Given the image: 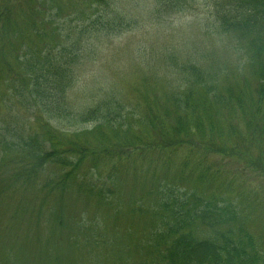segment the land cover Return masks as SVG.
I'll return each instance as SVG.
<instances>
[{
    "label": "rangeland",
    "instance_id": "374dc122",
    "mask_svg": "<svg viewBox=\"0 0 264 264\" xmlns=\"http://www.w3.org/2000/svg\"><path fill=\"white\" fill-rule=\"evenodd\" d=\"M46 1L64 17L57 20L55 40H62L60 28L63 24L70 30L64 43H68L69 37L74 42L78 37L88 39L85 41L87 48L79 52L77 65L82 68L79 79L68 90L67 97L73 99L71 105L77 110L85 105L94 106L99 95L89 94H95L99 87H112L122 108L120 123L126 126L115 131L117 122L98 127L92 122L58 124L50 133L58 136L61 145L81 141L92 148L111 141L131 144L133 133L154 136L157 129H153L150 117L153 116L154 122L160 121L156 115L165 109L173 110L176 97L184 102L178 113L200 120V125H196L200 130L209 128L207 121L211 120L218 145H223L219 140H227L232 131L247 133L243 122L248 121L250 112H255L254 102L260 97L253 73L256 68L246 61L236 37L217 33L211 23L206 27L211 19L208 0H189L186 9L183 7L178 13L173 12L175 9L169 12L166 5L162 8L158 0H104L94 3L95 6L89 4L95 0ZM98 22L102 25L100 31L96 27ZM187 64L201 67L204 74L208 73L212 90L207 91L210 93L230 91L232 98L225 106L215 107L214 99L206 98L200 87L190 91L192 97L186 92L182 65ZM90 78L98 82L90 84ZM185 94L190 100H184ZM262 94L261 98L264 92ZM238 95L251 98L252 104L249 106L247 100H241ZM258 111L264 125L263 107ZM233 120H238L235 128ZM256 126L253 140L254 145L259 146L264 142V131L259 129L260 123ZM160 127L165 128L164 124ZM31 128L34 130V126ZM200 149L201 146L192 159L197 164L205 157L204 164L193 170L194 173L185 171V179L198 180L206 191L228 192L229 200L247 217L248 228L255 235L259 249H264V182L248 171L245 164L219 154L203 156ZM176 154L182 157L185 150ZM255 158L264 161V145L258 147ZM246 159L256 163L250 156L246 155ZM90 160L81 164L80 174L87 170ZM113 160H116V152ZM137 160H121L114 164L122 182L121 189L116 184L115 193L122 198L135 194L149 202V192L160 180L170 181L180 172L176 170L179 163L174 167L169 164V168L162 163L149 167L148 164L140 165ZM260 165L264 167V163ZM207 166L212 170L203 176ZM52 167L48 166L43 174L50 173ZM97 171L100 178L87 175L83 182L93 189L111 188V184L105 183L103 166ZM11 173V169L0 168V264H121L115 258L116 251L128 240V232L131 240L127 253L133 256L130 264L142 261V257L135 255L134 246L147 233L146 218H132L126 212L112 216L99 199L78 193L72 185L64 194L53 192L58 194L45 196V191L39 190L33 180L27 191L22 192L19 188L24 185L11 183ZM190 185L191 182L185 184ZM34 192L37 198L32 200ZM111 241L115 242L113 246H110Z\"/></svg>",
    "mask_w": 264,
    "mask_h": 264
},
{
    "label": "trees",
    "instance_id": "16d2710c",
    "mask_svg": "<svg viewBox=\"0 0 264 264\" xmlns=\"http://www.w3.org/2000/svg\"><path fill=\"white\" fill-rule=\"evenodd\" d=\"M103 1L95 0L89 4ZM188 1L158 0L162 8L166 5L169 12L175 9L173 12L176 13L183 7L186 9ZM208 4L211 19L206 27L211 23L217 33L236 37L246 61L256 68L253 73L260 97L254 102L255 112H250L248 121L243 122L247 133L232 131L227 140H219L223 145H218L211 120L207 121L209 128L200 130L196 127L200 120L178 113L184 102L176 97L173 110L165 109L156 115L160 121L154 122L153 116L150 117L153 129H157L154 136L133 133L131 144L111 141L89 148L81 141L61 145L58 136L50 133L53 126L67 122L71 125L92 122L95 127L117 122L115 131L126 127L120 123L122 108L112 87H99L95 94H89L99 95L94 106L85 105L81 109L77 106L79 110L71 105L72 97H67L68 90L79 79L78 73L82 69L77 65L79 52L83 53L87 48L85 41L88 39L78 37L74 42L69 37L68 43H64L70 30L63 24L60 28L62 40H55L57 20L64 17L46 0H0L1 170H12L9 179L11 183L23 184L24 187L19 188L22 192L27 191L33 180L39 190L45 191V196L53 192L64 194L72 185L78 193L99 199L112 216L126 212L131 217L146 218L147 233L134 246L135 255L142 257L138 264H264V253H261L264 249H259L255 235L248 228L247 217L229 200L228 192L206 191L198 180L185 179V171L194 173L193 170L204 164L205 157L197 164L192 159L201 146L203 156L219 154L243 163L264 182V167L260 165L264 161L255 158L258 147L264 142L255 146L253 140L257 134L256 124L260 123L259 129L264 131L258 111L262 106L264 113V97L261 98L264 92V0H208ZM52 9L55 10L52 12ZM101 26L98 22L99 31ZM78 39L82 41L78 42ZM182 69L186 92L200 87L206 98L214 99L215 107L225 106L232 98L229 90L225 94L207 91L212 90L210 76L204 74L201 67L187 64L182 65ZM89 81L93 85L98 82L93 78ZM190 95L192 97V92ZM238 98L246 99L249 106L252 104L251 98L241 95ZM184 100H190L186 94ZM214 120L217 121L216 117ZM233 121L235 128L238 120ZM162 124L165 128H159ZM183 149L185 155L176 154ZM246 155L256 163L247 162ZM89 158L87 170L80 174L81 164ZM135 158L140 165L148 164L149 167L162 163L169 168V164L174 167L179 163L176 170L180 172L170 181L160 180L149 192V202L135 194L122 198L115 193L116 184L121 189L122 182L114 164ZM178 158L179 162H176ZM100 165L105 169V183L111 184V188L93 189L83 182L87 175L100 178L97 171ZM48 166H53L50 173L43 174ZM211 170V166L205 167L203 176ZM188 182L192 185L185 186ZM36 198L34 192L32 200ZM130 236L128 232V240L116 251L115 258L121 264H130L133 257L127 253ZM114 244L110 242V246Z\"/></svg>",
    "mask_w": 264,
    "mask_h": 264
}]
</instances>
